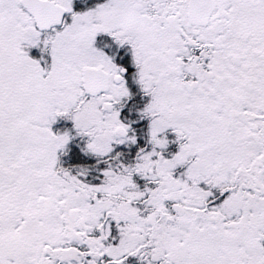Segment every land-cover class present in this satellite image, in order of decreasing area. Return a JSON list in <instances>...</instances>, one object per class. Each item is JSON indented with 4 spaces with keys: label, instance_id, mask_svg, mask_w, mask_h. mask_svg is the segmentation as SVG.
<instances>
[{
    "label": "snow or ice",
    "instance_id": "obj_1",
    "mask_svg": "<svg viewBox=\"0 0 264 264\" xmlns=\"http://www.w3.org/2000/svg\"><path fill=\"white\" fill-rule=\"evenodd\" d=\"M0 264H264V0H0Z\"/></svg>",
    "mask_w": 264,
    "mask_h": 264
}]
</instances>
